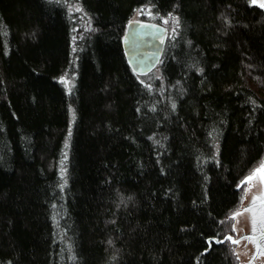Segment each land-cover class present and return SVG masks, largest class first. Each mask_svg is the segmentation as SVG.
<instances>
[{
    "label": "trees",
    "instance_id": "1",
    "mask_svg": "<svg viewBox=\"0 0 264 264\" xmlns=\"http://www.w3.org/2000/svg\"><path fill=\"white\" fill-rule=\"evenodd\" d=\"M77 2L78 38L58 0H0V264H238L232 215L264 160V0ZM142 7L177 17L158 77L122 48Z\"/></svg>",
    "mask_w": 264,
    "mask_h": 264
},
{
    "label": "rangeland",
    "instance_id": "2",
    "mask_svg": "<svg viewBox=\"0 0 264 264\" xmlns=\"http://www.w3.org/2000/svg\"><path fill=\"white\" fill-rule=\"evenodd\" d=\"M61 4L67 7V10L70 16L73 19V23L75 24L77 38L80 36L81 31H86L90 25L89 17H87L86 13L82 10V7L79 5L77 0H58ZM261 0H256L255 4H258ZM154 19V15L150 7H142L138 10L135 15L132 17L131 20L134 21H145V20H152ZM162 25H165L169 29V33H174L177 28V17L176 15H170L168 17H164L162 19ZM76 44V43H75ZM74 47L76 48V45ZM74 48V49H75ZM155 76H160V69L155 70ZM76 74L73 72H67L63 77L59 78V82L63 84L65 89L70 92L74 87ZM68 146V145H67ZM64 154L62 159H60V165L58 169L59 173V184L61 187V191L64 192L67 182V173H66V166H67V158H68V151L67 149L64 150ZM252 172L247 176V180L244 181V199L238 210L232 215L233 229L234 235L231 237V242L234 247V254H236L238 264H245L251 259L253 255V244L246 240H239V242H234L232 240H237L241 235L247 234L251 232V228L253 227V219L255 218V228L257 226H264V210H257L246 211L249 203L260 194L262 191V186L260 184V180L258 178L249 179V177L253 176ZM255 230V229H254ZM251 264H264V253H262L259 257H257Z\"/></svg>",
    "mask_w": 264,
    "mask_h": 264
},
{
    "label": "water",
    "instance_id": "3",
    "mask_svg": "<svg viewBox=\"0 0 264 264\" xmlns=\"http://www.w3.org/2000/svg\"><path fill=\"white\" fill-rule=\"evenodd\" d=\"M169 29L162 24L148 21L130 20L127 24L126 31L122 39V48L124 50L125 59H127L131 70L139 76L143 77L154 72L162 61V57L169 40ZM264 166V160L261 165L254 170V178L260 180L257 170ZM247 180V179H246ZM262 191L257 197L264 195V183L261 182ZM254 199L249 203L247 209H253L260 212L264 210V200ZM232 237V236H230ZM246 240L253 244V255L245 264H251L257 257L264 253V226L251 228V232L241 235L239 239L232 240L239 242Z\"/></svg>",
    "mask_w": 264,
    "mask_h": 264
},
{
    "label": "snow or ice",
    "instance_id": "4",
    "mask_svg": "<svg viewBox=\"0 0 264 264\" xmlns=\"http://www.w3.org/2000/svg\"><path fill=\"white\" fill-rule=\"evenodd\" d=\"M253 3H256V0H253ZM260 7H264V3H261ZM257 175L260 176L261 182L264 183V166H262L260 169L257 170ZM253 178L254 177H249L250 180ZM255 199L264 200V195H262L261 197L254 198L253 203H255ZM246 211H252V209H246ZM253 227L255 229V218L253 219Z\"/></svg>",
    "mask_w": 264,
    "mask_h": 264
}]
</instances>
